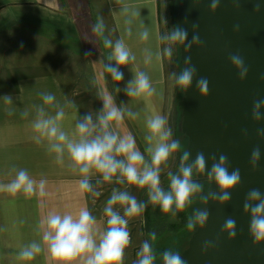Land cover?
I'll return each mask as SVG.
<instances>
[{
	"label": "crops",
	"instance_id": "obj_1",
	"mask_svg": "<svg viewBox=\"0 0 264 264\" xmlns=\"http://www.w3.org/2000/svg\"><path fill=\"white\" fill-rule=\"evenodd\" d=\"M104 1L108 29L103 36H98L93 31L98 21L90 0H0V183L10 182L19 169H26L36 182L32 195L12 196L0 192V264H59L42 243L44 222L50 213L75 216L86 207L97 219V232L106 227L103 207L99 209L93 204L96 199L92 193L81 192L78 185L81 177L73 174L67 159L64 164H57L55 154L48 152L46 144H36L32 139L35 106L43 104L40 93L55 96L54 103L65 111L62 127L71 134L76 119L92 109L88 93L94 91L91 96L96 99L99 110L107 103L124 112L118 126L112 122L113 130L122 137L131 134L146 159V120L157 114L165 116L166 109L171 106L173 85L167 57H157L164 47L159 39L163 33L158 0ZM133 11H139V17L131 16ZM129 18L132 19L131 36L126 34L129 26L125 20ZM145 28L149 38L141 41L139 34ZM104 37L113 42L124 39L136 57L135 61L120 67L121 81H115L104 71L111 53V49L104 47ZM72 44L76 47L75 57L84 63L93 78L92 85L84 83L79 91L67 69L71 63ZM55 47L62 49L61 56L55 53ZM145 49L152 52L150 63H145ZM39 54L49 55L55 66H42L37 60ZM34 56L36 59H32ZM138 71L149 76L156 89L153 96L128 97L123 91ZM62 77H67L68 81L64 83ZM116 87L121 91L116 93ZM5 95H11V104L5 102ZM45 107L50 115L55 114L54 107ZM82 107H86L87 112ZM129 110L137 114L135 118L127 114ZM25 111L27 116L22 115ZM97 178L93 175L91 180L95 191L101 186L97 185ZM41 180L45 181L43 196L39 188ZM32 242L41 243L42 252L31 260L21 259L20 250ZM134 247L130 244L126 249L124 264H133L136 260ZM72 264H79V261Z\"/></svg>",
	"mask_w": 264,
	"mask_h": 264
},
{
	"label": "clouds",
	"instance_id": "obj_2",
	"mask_svg": "<svg viewBox=\"0 0 264 264\" xmlns=\"http://www.w3.org/2000/svg\"><path fill=\"white\" fill-rule=\"evenodd\" d=\"M218 7L219 0H211L209 11L214 13ZM259 10L260 5L257 4L253 11L259 12ZM123 11L128 13L129 10L124 8ZM131 16L139 17V11H133ZM125 24L129 26L126 28V34L131 36L132 19H126ZM197 28L198 24L194 23L191 40H188V30L185 28L174 27L170 33L162 34L159 39L166 46L157 53V57L171 59L176 44L185 46V52L194 45L202 46L203 41ZM104 30L105 25L101 17L93 25V31L98 36H103ZM233 31L238 32L239 25L234 26ZM139 36L141 41L148 40V30L145 28ZM103 43L104 47L111 49L109 62L105 63L104 71L115 81H121L123 72L120 71V67L135 61L136 57L122 38L113 42L104 37ZM144 51L145 63H150L152 52L149 49ZM228 60L231 66H234L238 79L243 81L249 71L244 58L237 52L231 53ZM184 65L179 73H170V77L175 85L186 93L193 85L197 69L191 64L190 56L185 59ZM260 78L264 80V76ZM195 88L203 98L202 94L208 92L207 78L196 79ZM115 91L118 93L121 89L116 87ZM123 91L128 97H151L156 93L149 76L143 71H138L133 79L127 82ZM40 96L43 104L35 106V118L31 123L34 132L32 139L36 144H46L48 152L55 154L57 164H64L67 159L68 167L73 174L81 177L78 181L81 192L100 195L91 182L93 175L98 177L97 185L113 182L125 185L123 191L114 188L106 202L104 208V215L107 218L106 227L102 232H97V219L86 207L81 208L75 216L71 213L53 212L46 217L42 243L47 245L49 255L59 264H72L73 261H79V264H124L126 249L131 244L128 228L130 220L141 216L151 204L153 207L158 206L162 213L170 215L175 221L177 214L189 208L193 198L204 192L200 177L193 178L194 172L204 176L207 171V178L213 181L217 188L215 192L209 191L201 195L200 198L204 201L211 199L225 204L230 201L232 190L240 184V170L236 168L229 171L230 162L225 154H220L218 158L212 154L206 158L203 152H197L194 161L190 162L191 153L185 150L180 157L177 171L167 172L169 186L165 190L161 184V174L169 167L170 159L181 149V141L173 138V131L168 126L166 116L157 114L146 120L147 131L144 137L147 142L145 152L148 158L146 159L131 134L122 137L113 130L112 122L115 121L118 126L124 117V112L117 106L103 103L95 121L91 113L77 118L75 130L69 134L61 123L65 118L64 108L54 103L55 96L47 92L40 93ZM4 99L6 103H12L11 95H5ZM45 106L54 107L55 114L50 115ZM127 114L132 118L137 115L131 110ZM22 115L27 116V111ZM251 119L254 123L264 120V99L253 100ZM256 135L257 138L264 137V128H257ZM260 157V147L256 146L250 155L253 171L256 170ZM44 184V180L39 182L41 196L44 195ZM129 186L145 189L147 201H138L127 190ZM35 191L36 182L26 169H19L10 182L0 183V192H7L12 196L32 195ZM243 211L249 216V236L255 247L264 242V193L260 189L253 188L248 191L243 203ZM208 215L207 209H195L187 219V229L189 231H195L197 227L202 229ZM221 232L227 234L229 241L233 240L236 237V220L232 217L226 218ZM156 240V232L150 231L148 239L142 241L133 264H156L157 254L153 246ZM211 246H213L212 242L205 241L201 249L202 253ZM42 250L41 243L32 242L20 250L19 257L31 260ZM160 255L162 264H187L177 251L168 249Z\"/></svg>",
	"mask_w": 264,
	"mask_h": 264
},
{
	"label": "water",
	"instance_id": "obj_3",
	"mask_svg": "<svg viewBox=\"0 0 264 264\" xmlns=\"http://www.w3.org/2000/svg\"><path fill=\"white\" fill-rule=\"evenodd\" d=\"M210 2L179 0L177 28L187 29L191 40L192 25L197 23L203 44L194 45L188 52L179 45L181 68L190 56L197 75L192 87L182 92L178 100V129L187 137L190 162L197 152H203L206 158L225 154L229 171L239 168L241 179L229 202L205 201L207 222L192 232L180 254L187 264H264V242L253 247L249 216L243 211L250 189L258 188L264 193V137L256 135L257 128H264V120L254 123L251 119L253 100L264 99V80L260 78L264 76V0H219L214 13L209 11ZM257 4L260 10L254 12ZM236 25L238 32L233 31ZM237 52L249 69L243 81L228 60L231 53ZM200 77L208 80V92L202 94L203 98L195 88V80ZM256 146L260 147L261 157L253 171L250 155ZM197 176L208 179L207 171L204 176L196 173ZM209 191H217L213 181L209 182ZM228 217L236 220V237L231 241L221 232ZM205 241L213 246L202 253Z\"/></svg>",
	"mask_w": 264,
	"mask_h": 264
},
{
	"label": "rangeland",
	"instance_id": "obj_4",
	"mask_svg": "<svg viewBox=\"0 0 264 264\" xmlns=\"http://www.w3.org/2000/svg\"><path fill=\"white\" fill-rule=\"evenodd\" d=\"M91 6L94 10V13L96 14V19L97 21L100 20V18H103V22L105 25V30L108 29V22H107V9L105 6V1L104 0H90ZM158 5H159V13H160V22H161V27H162V33H170L172 31V29L175 27L174 25V18H173V14H172V9H171V0H158ZM166 21V23H165ZM104 30V31H105ZM104 35V34H103ZM164 44V43H163ZM166 46V44H164V47ZM72 58H71V63L70 65L67 66V69H69L70 71V79L72 80V83L76 84V86H78L76 91H79L80 87L85 83V84H89L92 85V76L89 73V69L84 65V63L80 60H78L77 57H75L73 51L75 50V45L72 44ZM48 46H46L44 49L47 50ZM42 50V48H40ZM55 53L58 56L62 55V49L56 48ZM50 50V49H49ZM49 54V53H48ZM51 54V53H50ZM32 56V55H30ZM177 46H174V52H173V56L171 57V59L166 58L167 59V63H168V70L170 73L172 72H178V66H177ZM37 56H34V58L32 59H36ZM40 64L46 68H51L54 67L55 64L53 63L54 59H51L49 55H47L46 57L42 56L39 54V58L37 59ZM38 62V63H39ZM83 71V75L80 76V72ZM107 74V72H106ZM61 76V73H60ZM64 79V83L66 81H68V79L62 77ZM172 85H173V100L171 102V106L169 107V109H166L165 111V116L168 118V126L171 127L172 131H173V138L174 139H179L180 141H182L183 136H177L175 135V129L177 126V117H178V100L180 99L178 97V91H177V85H175L174 80L172 79ZM94 94V91L90 93H88L89 97H90V103H91V110L88 113H91L93 116V120L95 121L97 118V113L100 111L96 105V99L92 98L91 94ZM84 108V112H87V108L86 107H82ZM175 157H176V153L174 154L173 158L170 159L169 161V167L167 169L164 170V172L169 171V169L171 168V166L173 165V163L175 162ZM163 172V173H164ZM116 188L119 190H125V185H121V184H117L115 182L113 183H103L101 184V186H99V188L96 189L97 192L100 193L99 196H95L94 198L96 200L93 201V204H95L99 209L100 206L103 207V215H104V208L106 206V202L109 199L112 190ZM127 190L129 191V193L133 196L136 197L137 199V190L135 189V186H129L127 188ZM104 196V197H103ZM103 197V198H101ZM106 199V200H105ZM102 201L103 203L101 204L100 202ZM105 203V204H104ZM118 207V206H117ZM122 213V210H121ZM105 216V215H104ZM129 231H130V236L132 238L131 244L134 245V249H135V258L137 259V252L140 249L141 243L143 240L147 239L146 233L144 231V227L142 224V214L139 217L133 218L130 220L129 225H128Z\"/></svg>",
	"mask_w": 264,
	"mask_h": 264
},
{
	"label": "trees",
	"instance_id": "obj_5",
	"mask_svg": "<svg viewBox=\"0 0 264 264\" xmlns=\"http://www.w3.org/2000/svg\"><path fill=\"white\" fill-rule=\"evenodd\" d=\"M179 0H171V9L174 18V25L177 28L176 17L178 10ZM177 46V66L178 72L182 70L181 62L179 58V44ZM178 97L180 98L182 95V90L177 86ZM178 105V104H177ZM181 119V108L178 105V117H177V126L175 129V135L183 136L181 141V149L176 152L175 162L169 169L175 173L179 166V160L183 153V151L187 150V137L178 129V123ZM168 172V171H167ZM167 172L161 174V184L165 190L168 189L169 179L167 177ZM193 178L196 179V173L194 172ZM200 182L204 186V192L201 194H197L193 198V203L189 208L185 211L177 214L175 221H173L170 215L164 214L160 211L159 207H153L151 204L145 209L142 213L143 216V227L148 239V233L150 231H155L157 234V240L154 242V250L157 254L156 264H162L161 253L165 250L171 249L173 251H177L181 253V251L186 246L188 239L193 231H189L186 227L188 217L193 213L195 209H205V201L200 197L201 195L207 194L209 192V179H200ZM137 190V196L139 201H147V195L145 189H139L135 187Z\"/></svg>",
	"mask_w": 264,
	"mask_h": 264
}]
</instances>
